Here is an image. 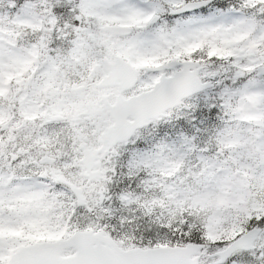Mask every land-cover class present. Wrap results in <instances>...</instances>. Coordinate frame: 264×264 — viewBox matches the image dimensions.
Returning <instances> with one entry per match:
<instances>
[{"label": "snow or ice", "instance_id": "1", "mask_svg": "<svg viewBox=\"0 0 264 264\" xmlns=\"http://www.w3.org/2000/svg\"><path fill=\"white\" fill-rule=\"evenodd\" d=\"M0 264H264V0H0Z\"/></svg>", "mask_w": 264, "mask_h": 264}]
</instances>
